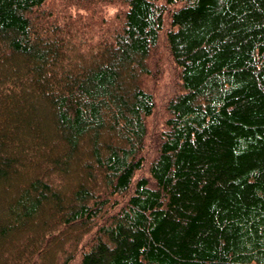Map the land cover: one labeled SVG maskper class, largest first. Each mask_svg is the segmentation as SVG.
<instances>
[{"label":"trees","instance_id":"16d2710c","mask_svg":"<svg viewBox=\"0 0 264 264\" xmlns=\"http://www.w3.org/2000/svg\"><path fill=\"white\" fill-rule=\"evenodd\" d=\"M0 264H264V0H0Z\"/></svg>","mask_w":264,"mask_h":264},{"label":"rangeland","instance_id":"374dc122","mask_svg":"<svg viewBox=\"0 0 264 264\" xmlns=\"http://www.w3.org/2000/svg\"><path fill=\"white\" fill-rule=\"evenodd\" d=\"M160 56L162 58V63L164 65L166 60L162 56V54ZM165 67L166 70L161 71L160 73L156 74L153 79L149 80V82H151L149 86L151 87V89L153 88V86L155 87V94L158 95L156 96L157 99H159V97L161 98L160 102H162V99L165 97L170 86L173 85V83L177 80V75L175 70L173 68L169 70L167 66ZM160 116H161L160 113H158L156 119L151 120L152 127L156 128V126L160 123L158 121ZM85 162H87V160H85ZM55 189L59 190L61 193H63V195H67V191H65L66 190L65 186L63 188L56 187Z\"/></svg>","mask_w":264,"mask_h":264}]
</instances>
